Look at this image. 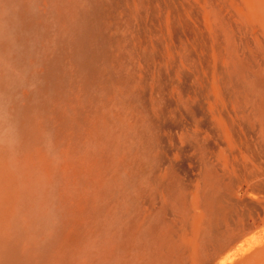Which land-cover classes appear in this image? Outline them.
<instances>
[{
    "label": "bare ground",
    "instance_id": "6f19581e",
    "mask_svg": "<svg viewBox=\"0 0 264 264\" xmlns=\"http://www.w3.org/2000/svg\"><path fill=\"white\" fill-rule=\"evenodd\" d=\"M205 2L0 0V228L52 227L23 263L153 264L139 181L168 192L198 163L231 180L234 136L264 138V78L246 68L237 92L231 24L208 28Z\"/></svg>",
    "mask_w": 264,
    "mask_h": 264
},
{
    "label": "rangeland",
    "instance_id": "374dc122",
    "mask_svg": "<svg viewBox=\"0 0 264 264\" xmlns=\"http://www.w3.org/2000/svg\"><path fill=\"white\" fill-rule=\"evenodd\" d=\"M204 7L208 28L211 29L210 24L217 21L226 25L224 17L231 24L236 46L233 72L237 78V82L234 80L237 92L243 90L239 82L243 83L246 68L264 78V59L261 57L264 53V0H206ZM260 43L263 47L257 49ZM250 52L254 54L251 58ZM257 60L262 64L259 65ZM219 76L226 77L224 73ZM253 87L262 89L255 81ZM35 121L39 119L34 116V124ZM237 143L240 147L236 146L238 153L232 154L231 180L215 175L213 169L208 171L197 167L198 163L190 176L174 168L168 192L152 179L139 181L142 192L131 196L129 206L137 212L148 210L144 216H150L155 229L147 228L150 224L140 217L134 240L141 243L145 239L152 240L153 264H264V138L261 140L254 136L248 143L237 139ZM241 150H244L245 157L241 156ZM157 170L158 175L163 173L162 168ZM253 180L259 184L258 188H255ZM229 182L232 183L228 185ZM119 209L115 210L117 215L120 214ZM195 211L200 213L197 215ZM148 229L151 235H147ZM51 230L50 226L38 229L34 226L8 227L5 224L0 228V264H25L24 256L28 258L42 250L46 241H41V238L48 237ZM47 249L48 245L43 251ZM142 251L133 253L137 252V255Z\"/></svg>",
    "mask_w": 264,
    "mask_h": 264
},
{
    "label": "crops",
    "instance_id": "0c3cea01",
    "mask_svg": "<svg viewBox=\"0 0 264 264\" xmlns=\"http://www.w3.org/2000/svg\"><path fill=\"white\" fill-rule=\"evenodd\" d=\"M236 136V135H235ZM234 136V140H233V145H232V147H233V150H232V154H235L236 153V149H237V147L239 148L240 146H239V144L237 143V139H236V137ZM237 146V147H236ZM241 156L242 157H245V153H244V150H241Z\"/></svg>",
    "mask_w": 264,
    "mask_h": 264
}]
</instances>
